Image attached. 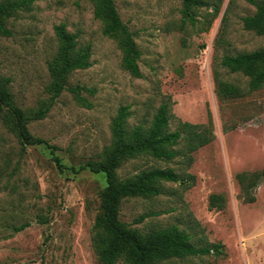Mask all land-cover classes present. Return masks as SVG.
<instances>
[{"label": "rangeland", "instance_id": "374dc122", "mask_svg": "<svg viewBox=\"0 0 264 264\" xmlns=\"http://www.w3.org/2000/svg\"><path fill=\"white\" fill-rule=\"evenodd\" d=\"M202 1L193 24L183 21L184 0H114L141 51V77L123 67L122 51L104 35L91 0H34L10 19L12 35L0 36V75L11 79L21 108L35 109L49 96L48 61L62 23L92 54V65L73 72L69 85L94 93H83L92 104L86 107L64 91L44 119L29 124L49 147L22 149L0 122V264H100L92 236L107 182L104 174L81 168L111 145L122 107L130 113L129 129H147L163 104L170 131L189 122L207 127L214 139L172 161L140 156L125 162L120 179L171 168L187 182H165L159 196L124 200L121 220L143 231L177 225L199 246L222 245L219 255L160 264H264V180L254 189L255 202L247 203L236 177L264 170V85L236 99L219 97L215 85L219 78L248 89L249 78L231 73L221 60L264 49V35L244 28L243 19L256 12L250 0ZM177 149L183 152L185 143ZM212 194L226 198L224 209L210 208Z\"/></svg>", "mask_w": 264, "mask_h": 264}, {"label": "trees", "instance_id": "16d2710c", "mask_svg": "<svg viewBox=\"0 0 264 264\" xmlns=\"http://www.w3.org/2000/svg\"><path fill=\"white\" fill-rule=\"evenodd\" d=\"M34 0H0V36H11L8 22L18 13L31 9ZM94 16L103 24L104 35L114 39L122 51V65L133 76L141 77L139 60L141 51L135 41V34L125 24L118 12L114 0H91ZM254 15L243 19L244 28L264 35V0L256 3ZM205 5L202 0H184L183 21L195 23V9ZM215 12H218L217 7ZM58 39L56 54L48 61L50 82L46 91L48 98L40 102L35 109L24 110L15 99L10 89L11 79L0 75V122L20 142L22 149L28 146L49 144L46 140L34 136L29 124L44 119L56 99L64 92H71L76 101L86 107L91 102L84 92L94 93L93 89L80 85H69V76L77 71L89 68L91 49L79 46L77 35L70 33L64 23L55 27ZM221 65L231 73H240L249 78L248 89L215 79L217 95L223 99H236L248 92L259 90L264 85V49L253 52L226 55ZM130 113L122 107L112 123V143L106 147L98 160H89L81 169H88L96 174H104L107 185L100 194L99 213L94 224L92 236L93 248L100 264H117L120 260L127 264H160L171 259L201 257L212 253L221 254L219 243L199 246L193 243L191 234L177 225L166 228L143 231L125 223L120 218L122 202L130 198H152L163 192L165 182L187 180L173 169L151 168L132 177L120 179L118 170L123 164L140 156H150L157 160L172 161L182 153L190 156L200 148L210 144L214 134L205 126L182 122L178 129L170 131L168 104H163L156 113L149 128L139 125L133 129L127 127ZM185 143L183 152L177 149ZM242 188L243 198L247 203L255 202L254 189L264 180V170L237 174ZM210 208L224 209L226 198L212 194ZM144 219L142 216L137 222ZM44 223V220H41ZM28 224L17 227L15 231L25 229Z\"/></svg>", "mask_w": 264, "mask_h": 264}]
</instances>
